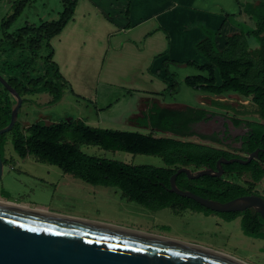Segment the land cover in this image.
Wrapping results in <instances>:
<instances>
[{"label":"trees","instance_id":"obj_1","mask_svg":"<svg viewBox=\"0 0 264 264\" xmlns=\"http://www.w3.org/2000/svg\"><path fill=\"white\" fill-rule=\"evenodd\" d=\"M29 1L15 0L9 20H15ZM76 1L61 0L62 10L57 19L42 21L37 25L27 22L5 36L10 47L3 49L2 54L21 48L24 42L27 43L28 53L20 55L16 62H7V75L3 76L23 97V101L38 105L36 100L25 95L45 91L52 95L48 104H55L68 86L59 74L56 64L50 59L52 48L48 40L71 18ZM241 7L254 20V27L230 17V21L239 31L228 35L223 48L219 49L216 42L218 31L199 24L205 37L195 42L194 47L205 61H186L187 65L195 67L200 73L183 78V82L195 90L214 95L232 91L249 97L253 102L256 107L254 112L261 121L245 120L251 131L243 137L238 153L213 145L214 143L184 139L193 136L192 123L202 119L209 110L194 106L183 109L153 106L143 121L151 126L147 133L93 126L78 118L49 123L35 121L27 126H22L17 119L11 130L0 134V156L3 163L6 162L3 158V146L9 137L18 156L23 158L33 155L37 160L56 165L63 172L87 183L116 187L128 201L153 210L170 208L176 213L187 208L205 214H216L227 221L239 217L244 234L264 239V220L254 209L213 212L193 199L169 190V177L180 166H188L192 170L204 167L215 169L220 157L245 158L256 148H259L257 157L246 164L237 161L223 163L221 176L203 174L197 178H188L184 172H179L175 182L181 189L225 202L241 195L256 194L252 188L264 177V2H245L241 3ZM5 22L6 19L1 20L0 29ZM247 36L256 40L257 48H249ZM42 46L47 49L44 55V72L40 76H34V64ZM165 82L167 93L173 92L176 87L173 79H166ZM13 101L12 95L3 86L0 87V128L10 120ZM234 121L240 122L238 119ZM154 128L175 136H156L152 131ZM203 138L205 137H200ZM82 145L157 155L161 157L164 166L132 164L90 155L81 150ZM231 174L239 179L247 176V179L243 180V184L235 182L228 179Z\"/></svg>","mask_w":264,"mask_h":264},{"label":"rangeland","instance_id":"obj_2","mask_svg":"<svg viewBox=\"0 0 264 264\" xmlns=\"http://www.w3.org/2000/svg\"><path fill=\"white\" fill-rule=\"evenodd\" d=\"M14 1L0 0V24L2 19L7 20L0 29V74L4 77L7 75L6 63L16 62L20 55L28 53L27 43L24 42L21 48L2 54L3 49L10 47L5 36L27 22L37 25L42 21L57 19L62 10L61 0H30L12 21L9 20V15L13 11ZM46 53L45 46L38 50L34 76L43 74ZM194 57L198 60L202 59L197 55L189 59ZM168 67L176 87L173 92L166 94L164 102L209 108L210 111L228 117L256 119L254 112L256 107L249 97H243L232 91L211 97L213 94L195 90L183 82L185 76L200 73L195 67L183 66L179 63H170ZM0 87H2L1 83ZM25 97L35 98L38 105L28 101L21 103L17 119L22 126L35 121L49 123L68 120L74 118L77 113H84L87 109L93 110L92 107H85L84 102L68 92L52 105L48 104L52 97L49 92H39ZM215 102L222 105H216ZM120 126L125 128L124 130L148 132L147 128L140 125ZM152 131L156 136H175L158 129ZM184 139L212 144L196 136ZM81 150L90 155L117 159L126 163L164 166L161 157L157 155L104 150L96 145H82ZM3 158L6 162L3 163L0 179L1 199L41 211L217 250L250 264H264V239L244 234L239 217L227 221L216 214H205L187 208L177 213L170 208L157 210L146 208L126 200L116 187L87 183L63 172L56 165L37 160L33 155L23 158L18 156L13 150L9 137L3 146ZM228 179L243 184L247 176L239 179L231 174L228 175ZM252 190L264 198V177Z\"/></svg>","mask_w":264,"mask_h":264},{"label":"crops","instance_id":"obj_3","mask_svg":"<svg viewBox=\"0 0 264 264\" xmlns=\"http://www.w3.org/2000/svg\"><path fill=\"white\" fill-rule=\"evenodd\" d=\"M262 1L77 0L71 18L48 40L50 59L68 83L63 95L68 92L93 109L72 119L123 130L120 125H140L149 132L143 121L153 106H190L164 102L170 94L165 80L173 79L170 63L205 61L194 47L205 37L199 24L218 31L221 49L226 37L239 31L230 17L255 25L241 3ZM246 38L250 49L258 47L252 36ZM193 55L202 59H189Z\"/></svg>","mask_w":264,"mask_h":264},{"label":"water","instance_id":"obj_4","mask_svg":"<svg viewBox=\"0 0 264 264\" xmlns=\"http://www.w3.org/2000/svg\"><path fill=\"white\" fill-rule=\"evenodd\" d=\"M0 83L14 101L10 120L0 134L11 130L23 97L0 74ZM222 118L223 115L218 114ZM221 124L223 125L222 121ZM223 129L225 126L223 125ZM258 149L245 158L220 157L216 168L192 170L180 166L169 177V190L213 212L242 211L252 208L264 220V198L241 195L225 202L200 196L176 185V175L188 178L207 174L221 176L223 163H248ZM3 160L0 156V179ZM0 264H250L217 250L129 231L33 208L0 201Z\"/></svg>","mask_w":264,"mask_h":264},{"label":"flooded vegetation","instance_id":"obj_5","mask_svg":"<svg viewBox=\"0 0 264 264\" xmlns=\"http://www.w3.org/2000/svg\"><path fill=\"white\" fill-rule=\"evenodd\" d=\"M255 114L256 119H244L224 115L221 118L215 112L210 111L207 112L202 119L192 123L191 130L194 133L193 136H196L197 138L205 137L203 139L208 142L238 153V150L242 146L243 137L247 136L249 131H251V127L245 123V120L261 121L258 114ZM235 119L240 120V122L235 123ZM221 121L225 126V129H223ZM256 149L259 151V148ZM241 154L245 156V154Z\"/></svg>","mask_w":264,"mask_h":264},{"label":"bare ground","instance_id":"obj_6","mask_svg":"<svg viewBox=\"0 0 264 264\" xmlns=\"http://www.w3.org/2000/svg\"><path fill=\"white\" fill-rule=\"evenodd\" d=\"M0 201H2V202H6V203L11 202V204H15V205H19V206L27 207V206H25V205L18 204V203H15V202L9 201V200H4V199H1V198H0ZM28 208H30V207H28ZM152 236H155V235H152ZM156 237H159V236H156ZM160 238H165V237H160ZM165 239H169V238H165ZM169 240H170V239H169Z\"/></svg>","mask_w":264,"mask_h":264}]
</instances>
